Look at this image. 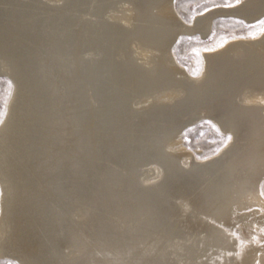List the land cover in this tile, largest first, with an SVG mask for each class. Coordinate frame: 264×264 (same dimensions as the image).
Instances as JSON below:
<instances>
[{
  "label": "rangeland",
  "instance_id": "1",
  "mask_svg": "<svg viewBox=\"0 0 264 264\" xmlns=\"http://www.w3.org/2000/svg\"><path fill=\"white\" fill-rule=\"evenodd\" d=\"M2 1L6 2V6L8 7L15 6L12 5V3L16 2L15 4L17 8H15L18 11L20 10L19 12L21 14L29 12L36 15L25 17L23 19V27L19 29L18 33L20 35V38H22L23 36L25 40L20 39L18 41L15 40L14 42H12L10 41L9 37H3L2 35H0V62L2 61V65L0 66V131L4 127L3 125L7 123V121H13V123L15 121V124L12 125V131L13 133H15L13 143L14 145L18 146V148H15V150L13 148L11 149V160L1 165L0 167V187L2 186L0 188V206L2 208H0V230L3 227L2 223L4 224L6 220H9L10 215H16L19 210L26 211L33 208L34 211L41 212L42 208L38 206L35 198L41 196L43 192L55 189V187L60 186L64 182L65 178L62 176L61 153L59 152V149L54 148V145H50L47 140L53 139L56 143H59V141L61 140L60 135L64 131V125L67 122L75 121L76 116L79 114L88 116L92 113L93 110H99L101 112V119L99 120L97 126L92 128L91 131L87 129L82 133L81 136H75V140L77 141V143H74L65 152L64 157L68 159L67 161L70 167L73 169L86 166L92 161L89 160V157L87 156L89 152L86 148L83 147L81 141L84 139V135L86 133L97 136L99 143L96 146L95 153L98 157H100V159H98L96 162H101L105 165L104 168L106 169V175L108 178L107 181H104V184L106 186L110 185L112 182L120 180L121 175L124 174L128 176V183L132 184V186H134L136 182L138 186L147 188L150 192H157L158 187L162 186V184L165 183L166 178V174L164 176L160 175V177H158L159 175L156 172L159 168L158 166L161 165L164 167L163 163L165 162H162V159L160 157L159 159L153 156L155 154H150L156 152L155 148L157 146H161V148L165 152L168 151L167 153L175 157L178 161L180 171H183V169L185 171L190 168V165L188 166V163L196 164L198 161L203 163H210L213 160H218L225 155H229L236 144L234 136V133H236V131L240 133L239 135L241 136V139L239 140L246 142L244 136L242 137L241 133L244 135V132H249L251 130V121L250 123L244 122L242 120L243 118H240L239 116L240 114H244V109L247 110L252 106V108H257L263 103L262 101H259V96L257 97L259 100L256 97L252 96L254 93H260L264 89V82L260 81V78L257 81L253 82V86L250 85V83L252 84V81H249L250 83H246V86L248 88L246 86L244 88H239L238 86L234 90H232V92L229 93V97L225 98L224 101L227 104L221 112L205 113L203 112V110H205L207 106H209L208 103L204 102L206 98H208L209 96H213L217 99V97L215 96L218 95L216 89L218 88L219 84H224L226 81H229L230 78L234 77V74L239 73V70L245 68L248 64H250V66L247 67L261 65V63L259 62L262 61L256 59V57L254 60H252V57L254 56L250 55L251 53L249 51L251 41L257 39L255 42H260L261 40H264L263 37H261L262 35L264 36V23H261V21H264V3L260 2L259 0L254 1L255 3L257 2V5L254 3L256 7L254 6V4H251V0H241L240 4L236 5L235 7L224 6L225 4H235V0H174L172 4L173 7L171 8V11L175 17V21L173 20L174 24H170L172 20L168 17L164 19L165 23L161 25L156 24L152 21L154 18L153 12L147 13L145 16L132 14V17V15L130 14L131 10H128L131 9V6L128 7L126 0H95L92 3L91 0H1V2ZM80 1H83L84 4L78 6ZM248 1L250 3H248ZM90 3L92 6L90 5ZM0 7L5 6L0 5ZM107 7L111 9H108ZM56 8H58V10ZM150 9L152 10V7H150ZM106 10L109 12H107ZM217 10H220V12H218ZM47 11L48 13H46ZM114 11L118 12L114 14ZM82 12L86 15L81 14ZM62 13L63 15L70 17L69 21H72L76 17L78 19H76V21L74 22L72 21V24L65 28L63 26L61 28V25H58L56 23V27L54 29H50L48 27L47 20L50 19L51 15L53 18H55L56 16L59 17L60 15H62ZM89 13H92V15H90ZM110 14L112 16H110ZM129 14L131 16H129ZM258 14L261 15L259 16ZM92 17H94V20ZM124 18H126L127 20H125ZM111 19L113 21H111ZM104 20H106L107 22ZM176 20H179V22H176ZM142 22L143 24L140 25V23ZM133 24L136 25L134 26ZM182 25H187L190 30H187L188 28H186V31H181V33L178 35V38L170 46L167 44V40L163 41L162 43L160 42L161 44H159L151 38L143 35V32L140 31V28L145 26L149 28L162 27L168 31L172 30V32H176L179 29H184ZM44 26L46 28H44ZM191 28L193 30H191ZM100 31L101 33H99ZM105 34L107 35L105 36ZM80 35L82 38H80ZM99 36L101 38H99ZM75 37L76 39H74ZM102 39H104V41ZM129 40L133 41L130 43ZM98 42H100V44ZM235 42L239 43L240 46L239 44H233ZM243 42L247 43L244 44ZM21 43H23V45ZM117 43L120 45H118ZM241 43H243V45L245 46H243ZM40 44H44L45 47L47 46V50H45L44 48L42 50L40 48ZM115 44L116 46L114 47ZM86 46H89L87 50ZM118 46L119 48H116ZM232 47L235 48V50L236 47L239 49L243 47V52H241V49H237L238 52L236 50V53L234 50H232ZM157 48L160 52H157ZM244 48L247 50H245ZM122 49H124V51ZM83 50H86V53ZM115 51L117 52V54H115L114 56L113 52L116 53ZM126 51L127 53L130 52V54L128 53L129 55H124ZM244 51L247 53L244 54ZM90 53L91 55H89ZM62 54H66V58H61L60 55ZM81 55L84 57V59L82 57V60ZM142 55L144 57H142ZM107 56H111L112 58L115 57V59H117H114L115 62L114 64L112 63L113 67L112 65L108 66L109 64H106ZM241 56H245L244 60L243 58L241 59ZM90 57L94 58L93 62ZM233 57H237L235 58V60H237L236 62ZM86 58L88 61L85 60ZM250 58L252 59L250 60ZM246 59L248 63L247 61L245 62ZM49 60L50 62H53L55 66L63 64L67 65L68 69L70 70L69 74L73 76L74 81L72 87L75 91V99L73 98L74 100H72L71 102L72 107L70 108L69 115H63L60 113V111L64 107L63 99L66 96L67 90L64 88L62 80L55 76L56 72H53V70L49 68ZM96 60H98V62ZM256 60L258 61V64ZM11 61H13V65L10 63ZM117 61L121 64L116 63ZM253 61L256 65L251 64V62ZM154 62L156 64H154ZM262 63L264 64V62ZM126 64H128L130 67ZM139 65L142 68L139 67ZM224 65L226 66L224 67ZM93 66H98L97 69L100 68V76L98 74L93 76V73L90 71ZM115 69H119L120 73ZM101 70L103 74L101 73ZM141 72L143 73L141 74ZM156 72H160L161 74L158 73L157 75ZM52 76L55 77L53 78ZM118 78H120V80ZM98 80H100V83L102 82V84L98 83ZM200 82H202V84ZM14 83L16 86L14 85ZM176 83L178 85V90ZM196 84L198 86H196ZM256 85L259 86L257 87ZM102 86L104 87L102 88ZM144 86H146V88ZM180 88H182L183 90H179ZM191 88H194V90H191ZM184 90L186 94L184 93ZM249 93H252L250 95L251 97L248 96L246 98L245 94ZM169 96L170 98H172L169 99ZM162 97L165 98L163 99ZM240 97H243V99H241ZM92 99H94L96 102H94ZM221 99L223 100L224 97H221L220 100ZM20 100H23V102H21ZM151 100L154 103H151ZM158 102H160V104ZM140 103L142 105H139ZM131 104L133 105V107ZM134 105H136V107ZM9 106L11 109L9 108ZM186 106H188L189 108ZM179 107L181 110L183 109L184 113L175 112ZM168 109L169 111H171L172 109L175 110L174 112L176 115L171 118L169 114L162 113L164 111H167ZM196 114L198 115L196 116ZM6 115L8 116V118ZM148 115L149 118L151 117V119L147 117ZM120 116H122L124 119ZM140 116L142 118H140ZM118 117L120 119H118ZM167 117H170L171 119H168ZM176 119L179 121H177ZM192 120H195L196 122H190L186 124L188 127L184 125L183 128V123H187ZM16 121H18V124H16ZM157 121L160 124H157ZM144 127L146 128L144 129ZM239 130H241L242 132ZM147 132L148 134H146ZM228 134H232L233 136V140L227 145V147H230V149L224 147L222 144V141ZM165 135L167 138L165 137ZM128 138H130V140H128ZM178 142L180 143L178 144ZM238 143L242 145L243 142L240 143V141H238ZM173 144L174 146H172ZM43 146L44 148H42ZM164 146H166L167 148ZM112 152L119 155L128 154L132 156H130V164H128L126 172L124 171L123 173L119 171L117 168L112 166V164L107 162L109 161L108 156L112 154ZM139 154L141 155L139 156ZM146 165L149 168H147ZM155 165L157 168L155 167ZM263 172L264 170L262 172H258L259 175L257 174V176L254 178L255 188L253 189L252 194L249 196H245L236 203V205H238V207L242 209V212L244 211L246 213H249L250 211H254L257 216H264V195H262V193H264ZM133 173H135L136 177L135 179L131 180L130 178L134 176ZM140 174L142 176H140ZM147 176L150 177L147 178ZM256 187H258L259 190ZM19 191L22 192L21 199L15 200L16 194ZM122 194L123 195L121 196V198L126 199L124 205H120V197H110V204L117 210L124 212L126 217H132L137 222H140V224H138V228H140L141 230H145L143 226L149 224V222L151 221V219L147 216V207L138 204V198L134 196L133 187H126L125 191H123ZM5 195L6 197H4ZM247 199L249 200V202ZM22 202H24V204ZM11 206H13V208ZM231 206L232 208H234L233 205ZM25 219L31 220L32 217L27 216L25 217ZM159 219L160 218H157V220ZM256 233L260 244L263 246H261L260 248L262 251H257L255 253V256L257 255V257H259L260 255L261 257H264V233L262 232L261 234L260 231L259 233ZM8 239L9 242L6 245L7 252L8 254H14L17 251V249L13 245L15 241H13L12 236H9ZM76 251H80V249H77ZM14 258L15 257L12 258V256L10 255L0 256V264H21V258L20 260H18L17 258L19 263Z\"/></svg>",
  "mask_w": 264,
  "mask_h": 264
},
{
  "label": "bare ground",
  "instance_id": "2",
  "mask_svg": "<svg viewBox=\"0 0 264 264\" xmlns=\"http://www.w3.org/2000/svg\"><path fill=\"white\" fill-rule=\"evenodd\" d=\"M94 1L95 0H91V3ZM254 1H256V0L250 1L252 5L255 3ZM259 1L264 3V0H259ZM173 2H174V0H126L128 7L131 6V9H128V10H131V13L128 11L131 15L132 14L133 15L138 14L140 16L141 15L145 16L147 13L153 12L154 18L152 21L154 23L160 24V25L164 24L165 23L164 19L168 18V17L171 18V20H172V22L170 24H174V21H175L174 18L175 17L171 11V8L173 7L172 6ZM250 2L248 1V3H250ZM15 3L16 2L12 3V5H15V6L8 7V6H6L7 5L6 2H3V1L1 2V0H0V5L5 6V7H0V35H2L3 37H9L10 41H12V42H14L15 40L18 41L20 39L25 40V38H23V36H22V38H20V35L18 33L19 29L21 27H23V25H22L24 22L23 19L25 17H31L33 15H36L33 13H29V12L25 13V14H21L19 12L20 10L19 11L16 10L17 6ZM55 3H57V2H55ZM91 3H90V5H91ZM44 4H45V2H44ZM82 4H84V2L80 1L78 6H81ZM119 4H120V2H119ZM255 4H254V6H255ZM121 6H122V4H121ZM259 6H260V4H259ZM150 7H152V10L150 9ZM107 8L111 9L109 7H107ZM56 9L58 10V8H56ZM85 9H83V10H85ZM253 9H254V7H253ZM73 11H75V10H73ZM240 11H242V10H240ZM37 12H38V10H37ZM107 12H109V11H107ZM117 12H115L114 14H116ZM218 12H220V10ZM46 13H48V11ZM72 13H74V12H72ZM210 13H212V12H210ZM81 14L86 15L83 12ZM89 14L92 15V13H89ZM112 14H113V12H112ZM130 14H129V16H131ZM133 15H132V17H133ZM110 16H112V15L110 14ZM92 18L94 20V17H92ZM69 19H70V17L63 15V13L59 17L56 16L55 18H53L51 15L50 19L47 20L48 27L50 29H54L56 27L55 24L57 23L58 25H61V28H62V26L65 28V27L71 25L72 21L74 22L78 18L76 17L72 21H69ZM107 19H108V17H107ZM124 19L127 20L126 18H124ZM104 21H106V20H104ZM111 21H113V20L111 19ZM176 22H179V20H176ZM141 24H143V22L140 23V25ZM29 26H30V24H29ZM145 26L140 28V31L143 32V35L151 38L152 40H154L156 43L158 42L159 44H161L163 41L167 40V44L169 46L172 45L173 42L178 38V35L181 33V31H186V28H188L187 30H190V28L187 27V25H182L184 29H179L176 32L175 31L172 32V30L168 31L162 27L149 28V27H145ZM193 26H194V24H193ZM33 27H36V26H33ZM44 28H46V27L44 26ZM133 29H134V27H133ZM191 30H193V29L191 28ZM106 31H108V30H106ZM32 32H34V31H32ZM42 32H44V31H42ZM202 32H203V30H202ZM99 33H101V31ZM55 34H56V32H55ZM60 34H61V32H60ZM106 35L107 34H105V36ZM261 37H263V39H264L263 35ZM80 38H82L81 35H80ZM99 38H101V37L99 36ZM122 38H124V37H122ZM137 38H138V36H137ZM74 39H76V37ZM258 39H259V37H258ZM81 40H83V39H81ZM102 40L104 41V39H102ZM256 40H253L254 42L251 41V43H250L249 51L251 54L250 53L249 54L254 56V57H252L253 59L250 58V60L251 59L254 60L256 57V59H259L262 62H264V40H261V38H260V40H261L260 42L259 41L255 42ZM94 41H95V39H94ZM132 41L129 40L130 43ZM100 42H102V41H100ZM100 42H98V43L100 44ZM119 42H120V40H119ZM247 42H245V43H247ZM243 43H241V44L243 45ZM21 44L23 45V43H21ZM24 44H26V43H24ZM93 44H94V42H93ZM99 44H98V46H99ZM233 44L237 45L239 43L235 42ZM29 45H32V44H29ZM65 45H67V44H65ZM118 45H120V44H118ZM115 46H116V44L114 45V47ZM122 46H124V45H122ZM239 46H240V44H239ZM243 46H245V45H243ZM46 47L44 44H40V48L42 50H43V48L45 50H47ZM54 47H56V46H54ZM88 47L89 46H86V50ZM237 47H236V50L239 49ZM116 48H119V46ZM130 48H131V46H130ZM232 48H230V49H232ZM242 48H240V49L242 50ZM247 49H248V46H247ZM247 49H245V50H247ZM67 50H69V49H67ZM86 50H83V51L85 52ZM122 50L124 51V49H122ZM122 50H121V52H122ZM232 50H234L236 52L235 48H233ZM158 51H159V49L157 50V52ZM13 52H15V51H13ZM237 52H238V50H237ZM241 52H243V50ZM128 53L130 54V52H128ZM128 53L126 51V53L124 55H127ZM164 53H166V52H164ZM245 53H247V52L244 51V54ZM94 54H95V52H94ZM113 54L115 56V54H117V52L116 53L113 52ZM154 54H156V53H154ZM249 54H247V55H249ZM89 55H91V53ZM89 55H88V57H89ZM247 55H245V56H247ZM60 56L63 59L66 58V54H62ZM245 56H243V57L241 56V59L243 58V60H244ZM49 57H50V55H49ZM82 57L83 56L81 55V60H82ZM142 57H144V56L142 55ZM92 58H91V60L93 62L94 58L93 59ZM126 58H127V56H126ZM235 58H237V57H235ZM235 58L233 57L234 60H235ZM83 59H84V57H83ZM114 59H115V57L112 58L111 56H107L106 57V64H109L108 66L112 65V67H113V64L115 62ZM85 60H87V58ZM115 60H117V59H115ZM122 60H123V58H122ZM96 61L98 62V60H96ZM236 61L237 60H235V62ZM246 61H247V59L245 60V62ZM31 62H32V60H31ZM48 62H49V65H48L49 68H51L53 70V72H56L55 76L62 80V83L64 84V88L67 90L66 96L63 99L64 107L60 111V113L63 115L64 114L69 115L70 114V108L72 107L71 102H72V100L75 99V96H74L75 91H74V88L72 87V84L74 81L73 76L71 74H69L70 70L68 69L67 65L63 64V65L55 66V64L53 62H50V60ZM128 62H129V60H128ZM262 62H259V63H261V65L254 66V67L253 66L247 67V66H250V64H248L245 68H242V69L240 67L241 70H239V73L234 74L233 78H230V80L226 81L224 84H219L218 88L216 89L218 92V95L215 96V97H217V99L214 98L213 96H209V97L207 96L208 98H206L204 100V102L208 103L209 106H207V108L205 110H203V112H205V113L221 112L226 107V104H227L224 101L225 98H228L229 93H231L232 90H234L236 87L239 86V88H244L247 85L246 83L249 81H252V84L250 82L249 83H250V85L253 86V84H254L253 82L257 81L259 78L261 79L260 81L264 82V64ZM10 63L12 64L13 61H11ZM116 63H118V61ZM247 63H248V61H247ZM254 63H255L254 61L251 62L252 65ZM89 64H90V62H89ZM118 64H121V63H118ZM154 64H156V63L154 62ZM233 64H234V62H233ZM257 64H258V61H257ZM1 65H2V61L0 62V66ZM126 65H128V64H126ZM254 65H256V64H254ZM115 66H117V65H115ZM148 66H149V64H148ZM225 66L226 65H224V67ZM16 67H18V66H16ZM139 67H141V66L139 65ZM97 68H98V66H96V67L93 66V68L91 70L90 69H88V70H90L93 73V76L97 75V74L99 75L100 68L99 69H97ZM103 68H104V66H103ZM115 68H117V67H115ZM2 69H5V68H2ZM115 70L117 72H119V69H115ZM134 70H135V68H134ZM75 72H76V70H75ZM49 73H51V72H49ZM101 73H102V70H101ZM142 73L143 72H141V74ZM158 73L161 74L160 72H158ZM158 73H157V75H158ZM102 74H101V77H102ZM42 76H44V75H42ZM14 79H16V78H14ZM20 79H21V77H20ZM118 79L120 80V78H118ZM161 79H162V77H161ZM50 80H51V78H50ZM93 82H94V80H93ZM97 82L100 83V80H98ZM200 83L202 84V82H200ZM259 83H262V82H259ZM100 84H102V82ZM169 84H171V83H169ZM256 84H257V82H256ZM14 85H15V83H14ZM142 85H144V84H142ZM29 86H31V85H29ZM104 86H102V88ZM176 86H177V90H178L177 83H176ZM196 86H198V85L196 84ZM256 86L258 87L259 85H256ZM144 87L146 88V86H144ZM14 88H16V87H14ZM249 88H250V86H249ZM260 88H263V87H260ZM49 89H50V87H49ZM165 89H166V87H165ZM181 89L182 88H180L179 90H181ZM191 90H194V88L193 89L191 88ZM184 93H185V90H184ZM246 93H247V91H246ZM251 94L252 93L245 94L246 98L248 96H250ZM49 95H50V93H49ZM20 96H22V95H20ZM252 96H254L256 98L259 96L260 100L258 98L257 99L259 101H262L263 103L257 108L256 107L252 108L253 106L250 108L247 107L248 108L247 110L244 109V112H243L244 114H240L239 117L243 118L242 120L244 122L250 123V121H251V128L249 127L251 130L249 131V129H248L249 132H247V131H246L247 133L244 132V135L241 133L242 137L244 136L246 142L239 140V139H241V136L239 135L240 133L238 131H236V133H234L236 144H235V147L232 149V151L229 153V155H227V156L225 155L224 157H221L218 160H213L210 163H208V162L203 163V162H199V161L196 164L188 163V166L190 165V168L188 170H185V171H184V169H183V171H180L177 159L175 157H173L171 154L167 153L168 151L165 152L161 148V146H159V147L155 146L156 152L150 153V154H155L153 156H155L157 158L160 157L162 159L161 161L165 162V163H163L165 169L163 166L160 165V166H158L159 168L157 169L156 172L159 175L158 177H160V175L164 176L166 174L165 183L162 184V186L158 187L157 192H150V191H148L147 188H143V187L138 186L136 184V182H135V185L132 186V184L128 183V176L124 175V174L121 175L120 180L112 182L110 185L106 186L104 184V181H107L108 178L106 175L107 174L106 169L104 168L105 165L101 162H99V163L96 162L98 159H100V157H98L97 154L95 153L96 146L99 143V140H98L97 136L91 135L90 133H86L84 135V139L81 141V143L83 144V147L86 148L87 151L89 152V154H87V156L89 157V160H91L92 162L88 163L86 166H83L81 168H79V167L76 169L71 168L68 161H67L68 159H66L64 157L65 152L74 143H77V141L75 140V136H81L82 133L87 129H89V131H91L92 128L97 126L99 120L101 119V112L99 110H93L92 113L88 116H86L84 114H79L77 116L74 115V116H76V120L72 121V122H67L64 125V131L60 135L61 140L59 141V143H56L53 139L47 140V142H49L50 145H54L55 146L54 148L59 149V152L61 153L62 176L65 178L64 182L60 186L55 187V189H53L51 191L43 192V194L41 196H38L35 198L36 199L35 201L38 204V206L42 208L41 212L34 211L33 208L26 210V211L25 210H19L16 213V215H10L9 220H6L4 222V224L2 223L3 227L1 226L2 228L0 230V256L10 255V256H12V258L15 257L14 259H16V260H17V258H18V260H20V258H21L22 259L21 264H264V257H261L260 255H259V257H257V255L255 256V253L257 251L261 250L260 248H261V246H263L260 244V242L257 238L256 232L259 233V231H260L261 234H262V232L264 233V225H263L264 216H257L254 211L253 212L250 211L249 213H246L244 211L242 212L241 211L242 209L239 208L238 205H236V203L239 200H241L245 196H249L252 194V191L255 188L254 178L257 176L258 172H262L264 170V89L260 93H257V92L254 93ZM180 97H181V95H180ZM221 97H224V99L220 100ZM237 97H239V96H237ZM243 97L242 98L240 97V98L243 99ZM90 98H92V97H90ZM171 98L169 96V99H171ZM232 98H234V97H232ZM92 100L94 102H96L94 99H92ZM134 100H133V102H134ZM149 100H150V98H149ZM198 100H200V99H198ZM173 101H172V103H173ZM231 101H233V100H231ZM21 102H23V100ZM165 102H166V100H165ZM168 102H171V101H168ZM248 102H250V101H248ZM142 103H144V102H142ZM151 103H154V102H152V100H151ZM158 103L160 104V102H158ZM145 104H148V103H145ZM59 105H60V103H59ZM139 105H142V104L140 103ZM134 106L136 107V105H134ZM132 107H133V105H132ZM186 107H188V106H186ZM9 108H10V106H9ZM81 108H83V107H81ZM92 109H94V108H92ZM169 109L167 111L162 112V113L169 114L171 118L176 115L175 112L176 113H184L183 109L181 110L180 107L177 108L176 111L173 109L171 111H169ZM164 110H166V109H164ZM155 111H156V109H155ZM122 112H124V111H122ZM109 113H111V112H109ZM197 115L198 114H196V116ZM122 116H120V117L123 118ZM141 116H140V118H142ZM147 117L149 118V115ZM159 117H161V116H159ZM170 117H167V118L171 119ZM7 118H8V116H7ZM118 119H120V118L118 117ZM144 119H145V117H144ZM149 119H151V117ZM195 120H192V121H189V122L183 123V124L181 122L180 123L182 124V126L184 128V125H186L190 122L193 123V121H195ZM127 121H128V119H127ZM177 121H179V120H177ZM239 121H241V120H239ZM13 124H15V121H14V123H13V121H7V123L5 125H3L4 127L0 131V167H1V165L5 164L6 162H9L11 160L10 159L11 158L10 157L11 156V152H10L11 149L13 148L15 150V148H18V146L14 145V143H13V139L15 137V133H13V131H12V125ZM16 124H18V121H16ZM116 124H118V123H116ZM129 124H132V123H129ZM148 124H149V122H148ZM157 124H160V123L158 122ZM172 124H173V122H172ZM235 124H237V123H235ZM167 125H168V122H167ZM245 127H247V126H245ZM145 128L146 127H144V129ZM171 128H172V126H171ZM122 129H124V128H122ZM130 129H131V127H130ZM152 130H153V128H152ZM232 130H234V129H232ZM138 131H140V130H138ZM148 131H151V130H148ZM182 131H183V129H182ZM239 131H241V130H239ZM227 132H229V131H227ZM113 134H112V136H113ZM146 134H148V132ZM143 135H144V133H143ZM165 137H166V135H165ZM172 137H173V135H172ZM128 140H130V138H128ZM238 141H240V143L243 142L242 145H240L238 143ZM142 143H143V141H142ZM179 143L180 142H178V144ZM131 144H132V142H131ZM137 144H139V143H137ZM44 145H46V144H44ZM172 146H174V144ZM233 146H234V144H233ZM164 147H166V146H164ZM42 148H44V146ZM227 148L230 149V147H227ZM132 151H133V149H132ZM172 151H170V152H172ZM218 154H220V153H218ZM140 155L141 154H139V156ZM130 156L131 155H128V154L119 155L117 153L112 152V154H110L108 156L109 161H107V162H109L110 164H112V166H114L119 171L124 173V171L125 172L127 171L126 169L128 167V164H130ZM157 161H158V159H157ZM159 162H160V160H159ZM159 162H158V164H159ZM148 164H150V163H148ZM152 164H154V163H152ZM155 167H156V165H155ZM180 167H181V165H180ZM147 168H149V167L147 166ZM165 171H166V173H165ZM141 174H142V172H141ZM141 174H140V176H142ZM133 175L134 176L132 178H130L131 180L135 179V177H136L135 173H133ZM149 177L147 176V178H149ZM261 177H263V176H261ZM19 179H20V177H19ZM1 181H3V180H1ZM147 181H149V180H147ZM132 182H134V181H132ZM142 182H144V181H142ZM2 184H3V182H2ZM42 184H44V183H42ZM4 186H6V185H4ZM38 186H40V185H38ZM130 186L133 187V189H134V196L136 198H138V202H139L138 204H140L141 206L147 207V216H148V218L151 219V221L149 222V224H146L145 226L142 225L145 228V230H141L140 228H138V224H140V222H137L132 217H126L124 212L117 210L116 208H114L110 204V197H112V198H119L120 197L121 198V196L123 195L122 192L125 191L126 187L128 188ZM256 188H258V187H256ZM4 189H5V187H4ZM258 190H259V188H258ZM21 193H22L21 191L17 192L15 200L21 199V195H22ZM3 194H6V193H3ZM4 197H6V195ZM0 199H1V197H0ZM125 200L126 199H123V198L120 199V205L121 206L124 205ZM127 202H128V200H127ZM248 202H249V200H248ZM22 203L24 204V202H22ZM231 205H233L234 208H232ZM11 207L13 208V206H11ZM0 208H1V206H0ZM126 211H128V210H126ZM245 211H246V209H245ZM27 216L32 217V219L26 220L25 217H27ZM157 218H160V219L157 220ZM9 236H12L13 241H15V243L13 245L17 249V251L15 253L13 252L14 254H8V252H7L6 245L9 242V239H8ZM77 249H80V251H76ZM18 260H17V262H18Z\"/></svg>",
  "mask_w": 264,
  "mask_h": 264
},
{
  "label": "snow or ice",
  "instance_id": "3",
  "mask_svg": "<svg viewBox=\"0 0 264 264\" xmlns=\"http://www.w3.org/2000/svg\"><path fill=\"white\" fill-rule=\"evenodd\" d=\"M241 2V0H235V4H225V7H235L236 5H239ZM261 23H264V21H261ZM233 140V136L232 134H228L224 140L222 141V144L224 147H227V145L229 144V142H231ZM219 151V150H218ZM262 195H264V193H262Z\"/></svg>",
  "mask_w": 264,
  "mask_h": 264
}]
</instances>
